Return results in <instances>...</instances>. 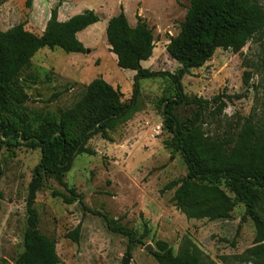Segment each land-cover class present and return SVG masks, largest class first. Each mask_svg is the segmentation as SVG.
<instances>
[{
	"label": "rangeland",
	"instance_id": "1",
	"mask_svg": "<svg viewBox=\"0 0 264 264\" xmlns=\"http://www.w3.org/2000/svg\"><path fill=\"white\" fill-rule=\"evenodd\" d=\"M190 1L31 0L29 4V0H0L1 31L23 23L41 35L56 6L59 20L86 10H94L100 17L78 33L89 52L45 47L34 56L32 65L19 77L28 94L20 116L38 121L47 113L70 108L98 77L118 88L124 101L132 97L137 72L118 65L107 40L108 22L122 8L132 26L141 16L153 29L154 53L142 66L177 72L181 64L166 47L180 32ZM257 1L264 8V0ZM247 71L251 74L248 84L244 81ZM182 83L190 98L211 102L202 107L182 103L176 106V115L200 124L212 138L229 139L234 145L246 122L264 129V30L239 52L218 48L204 66L191 68ZM139 85L138 112L110 131V139L95 135L88 144L94 153L77 156L62 184L46 176L37 193L39 229L55 240L59 264H123L124 258L129 264H159L154 256L158 240L167 241L175 254L189 241L201 252L203 264L259 263L248 253L256 245L257 226L244 203L237 204L227 218L217 220L190 218L176 206V188L165 186L183 180L189 171L182 155L165 144L172 135L164 127L161 101L174 94V85L168 77L140 79ZM216 96L219 100L213 102ZM41 155L40 148L26 146L0 151V264L14 262L24 251L28 189ZM214 184L234 198L224 181ZM72 190L82 201L76 197L67 203L55 193L74 197ZM258 212L264 219V189ZM108 219L140 238L130 255L127 235L111 229ZM78 225L76 241L68 234Z\"/></svg>",
	"mask_w": 264,
	"mask_h": 264
},
{
	"label": "trees",
	"instance_id": "2",
	"mask_svg": "<svg viewBox=\"0 0 264 264\" xmlns=\"http://www.w3.org/2000/svg\"><path fill=\"white\" fill-rule=\"evenodd\" d=\"M58 14L59 6H56L41 35L26 29L23 23L0 30V151L26 146L40 148L42 152L28 189L24 251L14 262L5 264L60 263L55 240L39 229L35 203L45 177H55L62 184L77 156L94 153L88 144L95 135L110 139V131L138 112L140 79L157 77H168L175 91L161 101L164 127L172 135L165 144L182 155L189 171L186 178L170 182L165 189L176 188L173 200L190 218H227L237 204L244 203L247 214L257 226L256 245L248 253L259 259L257 264H264V219L258 212L264 189V129L248 121L232 145L231 140L212 138L200 124L182 121L175 113L176 106L185 102L199 107L211 102L190 98L184 92V76L191 68L204 66L218 48L235 52L244 48L254 35L264 30L263 6L257 0H191L180 32L166 47L170 56L181 64L177 72L155 71L142 66V61L149 60L154 53L153 29L141 16L132 26L122 8L108 22L107 40L117 55L118 65L137 72L132 97L124 101L118 88L98 77L87 85L83 96L72 107L30 121L20 113V107L28 99L19 79L22 71L32 65L34 56L45 47L85 53L87 48L78 33L100 20L94 10H86L64 21L59 20ZM250 79V72H245V83ZM218 100L216 96L213 102ZM221 104L223 108L224 102ZM2 175L0 166V180ZM203 181L212 185L201 186L199 182ZM219 181H224L235 194L234 198L214 184ZM55 193L67 203H73L76 197L82 201L74 190V197ZM114 223L108 219L111 229L127 235L130 255L132 247L141 240L130 229ZM80 227L78 225L68 236L77 241ZM154 256L159 264H203L201 252L189 241L175 254L167 241L158 240Z\"/></svg>",
	"mask_w": 264,
	"mask_h": 264
},
{
	"label": "water",
	"instance_id": "3",
	"mask_svg": "<svg viewBox=\"0 0 264 264\" xmlns=\"http://www.w3.org/2000/svg\"><path fill=\"white\" fill-rule=\"evenodd\" d=\"M90 50L87 48V50H86V52H89ZM148 249L149 250H151L152 249V246L151 245H149L148 246ZM123 264H129V262H128V259L127 258H124V260H123Z\"/></svg>",
	"mask_w": 264,
	"mask_h": 264
},
{
	"label": "built area",
	"instance_id": "4",
	"mask_svg": "<svg viewBox=\"0 0 264 264\" xmlns=\"http://www.w3.org/2000/svg\"><path fill=\"white\" fill-rule=\"evenodd\" d=\"M158 129H160V127H158Z\"/></svg>",
	"mask_w": 264,
	"mask_h": 264
},
{
	"label": "crops",
	"instance_id": "5",
	"mask_svg": "<svg viewBox=\"0 0 264 264\" xmlns=\"http://www.w3.org/2000/svg\"><path fill=\"white\" fill-rule=\"evenodd\" d=\"M61 21H64V20H61Z\"/></svg>",
	"mask_w": 264,
	"mask_h": 264
}]
</instances>
